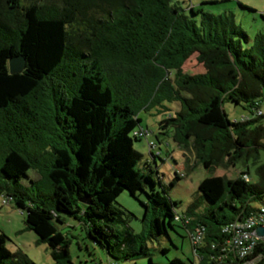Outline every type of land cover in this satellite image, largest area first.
Instances as JSON below:
<instances>
[{
    "label": "trees",
    "instance_id": "trees-1",
    "mask_svg": "<svg viewBox=\"0 0 264 264\" xmlns=\"http://www.w3.org/2000/svg\"><path fill=\"white\" fill-rule=\"evenodd\" d=\"M200 6L0 0V197L25 211L26 230L47 246L55 264H72L70 233L61 228H74L67 219L112 260L144 257L158 264L145 242L177 225L198 264H264L263 240L244 259L224 258L222 251L223 229L255 212L259 207L251 204L264 198V33L250 38L232 12L215 15ZM15 56L24 58V69L11 74L8 61ZM190 60L200 72L184 70ZM225 103L250 116L230 120ZM152 109L165 115L158 134L195 164L240 168L234 178L203 179L183 214L169 189L161 184L158 191L150 174L138 169L143 156L134 142L145 139L153 160L160 157L139 118ZM181 179L175 172L169 188ZM123 192L147 196L140 234L117 230L125 222L114 204ZM196 229L202 238L194 244ZM6 240L0 233V264H17ZM166 264L186 263L173 258Z\"/></svg>",
    "mask_w": 264,
    "mask_h": 264
},
{
    "label": "rangeland",
    "instance_id": "rangeland-1",
    "mask_svg": "<svg viewBox=\"0 0 264 264\" xmlns=\"http://www.w3.org/2000/svg\"><path fill=\"white\" fill-rule=\"evenodd\" d=\"M239 1L250 10H242L238 4ZM170 2L178 3L184 9L189 6L199 7L206 2H214V4L200 7H202L203 11L215 15L225 11L232 12L236 22L250 38H253L259 32L264 33V0H170ZM184 70L196 73L200 72L201 68L196 65L194 60H190L185 64ZM167 106L169 108H178L172 104ZM223 109L230 120L250 116L247 110L231 103H225ZM260 110L264 114V99L260 104ZM164 116L163 113H157L156 109L139 113L141 126L147 127L151 131L147 137L148 141L158 142L157 147L160 149V157L153 160L149 155L145 139L134 142V148L143 156L138 169L142 173L150 174L156 183L158 191L162 192L161 184L168 188L169 199L177 204L176 212L183 214L188 205L197 198V188L203 179L211 176L234 178L239 174L240 168L239 165H236L235 168H224L221 165H217L206 170L201 165L195 164L191 154L174 144L170 138L158 134V122ZM261 123L264 126V118ZM156 151L158 150L156 149ZM261 155L264 160V153ZM188 158L190 160L186 166L185 159ZM175 172L181 173L182 179L174 187L169 188ZM28 176L32 179H38V175L32 171L28 172ZM250 177L252 181H256L252 166L250 167ZM146 202L147 196L144 193H137V198L131 197L127 192L119 195L114 206L122 211L121 217L125 223L124 226L119 224L117 230L121 231L126 227L133 231L134 234H140L145 231L147 222L143 220L145 212L143 204ZM251 205L254 208L264 205V198L262 202H253ZM24 214L25 211L18 210L13 202L6 204L3 197H0V233L7 237L5 246L14 256L13 260L17 264H55L50 257L47 246L37 243L36 235L26 230ZM67 220L74 228H61H63L62 231L64 233L66 231L70 233L68 234V239L70 240L69 253L72 264H109L112 259L107 256L106 252L86 237L77 222L71 219ZM71 235H73V238ZM145 245L152 261L155 263L166 264L169 260L178 258L186 264H198L186 231L177 225H175L174 230L167 227L166 234L156 240L147 239ZM162 249H166L167 252L162 253ZM19 254L26 257V263H22ZM112 262L113 264H148V259L141 257L129 261L112 260Z\"/></svg>",
    "mask_w": 264,
    "mask_h": 264
},
{
    "label": "built area",
    "instance_id": "built-area-1",
    "mask_svg": "<svg viewBox=\"0 0 264 264\" xmlns=\"http://www.w3.org/2000/svg\"><path fill=\"white\" fill-rule=\"evenodd\" d=\"M264 225V206L259 207L255 212L250 214L247 218L235 221L223 229L227 239L223 245L222 251L226 252L224 258L228 254H235L238 259H244L251 255L256 247L258 240H263L256 235V228ZM202 238V230L196 229L192 240L194 244L200 242ZM254 260L244 262L243 264H252ZM223 264H233L231 261Z\"/></svg>",
    "mask_w": 264,
    "mask_h": 264
},
{
    "label": "water",
    "instance_id": "water-1",
    "mask_svg": "<svg viewBox=\"0 0 264 264\" xmlns=\"http://www.w3.org/2000/svg\"><path fill=\"white\" fill-rule=\"evenodd\" d=\"M9 72L11 74L20 73L24 69V58L22 56H15L9 59ZM256 235L264 239V225L256 228Z\"/></svg>",
    "mask_w": 264,
    "mask_h": 264
},
{
    "label": "crops",
    "instance_id": "crops-1",
    "mask_svg": "<svg viewBox=\"0 0 264 264\" xmlns=\"http://www.w3.org/2000/svg\"><path fill=\"white\" fill-rule=\"evenodd\" d=\"M206 3H208V2H206ZM241 3V2H240ZM243 4V3H242Z\"/></svg>",
    "mask_w": 264,
    "mask_h": 264
}]
</instances>
